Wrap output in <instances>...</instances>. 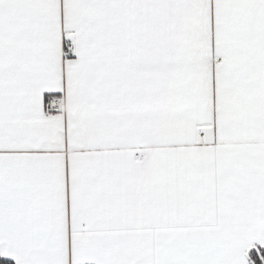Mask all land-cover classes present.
<instances>
[{"label":"crops","instance_id":"1","mask_svg":"<svg viewBox=\"0 0 264 264\" xmlns=\"http://www.w3.org/2000/svg\"><path fill=\"white\" fill-rule=\"evenodd\" d=\"M251 249L264 0H0L2 259L252 264Z\"/></svg>","mask_w":264,"mask_h":264},{"label":"built area","instance_id":"2","mask_svg":"<svg viewBox=\"0 0 264 264\" xmlns=\"http://www.w3.org/2000/svg\"><path fill=\"white\" fill-rule=\"evenodd\" d=\"M72 50L73 49H72L71 45L66 46V53L69 54L72 52ZM61 111H62V105L59 103H54V104L48 106V113L53 117L57 116Z\"/></svg>","mask_w":264,"mask_h":264},{"label":"trees","instance_id":"3","mask_svg":"<svg viewBox=\"0 0 264 264\" xmlns=\"http://www.w3.org/2000/svg\"><path fill=\"white\" fill-rule=\"evenodd\" d=\"M260 254H261V257H262L263 261H261V258L257 254L251 253V260L254 261L255 264H261L262 262L264 263V252L261 250ZM0 264H14V263L12 261H9V260H6V259H2L0 257Z\"/></svg>","mask_w":264,"mask_h":264},{"label":"water","instance_id":"4","mask_svg":"<svg viewBox=\"0 0 264 264\" xmlns=\"http://www.w3.org/2000/svg\"><path fill=\"white\" fill-rule=\"evenodd\" d=\"M253 250L256 251V252L260 255V252H259L257 249H251V250L248 251V256H249V257H250V254H251V252H252ZM252 264H255V263L252 261Z\"/></svg>","mask_w":264,"mask_h":264},{"label":"flooded vegetation","instance_id":"5","mask_svg":"<svg viewBox=\"0 0 264 264\" xmlns=\"http://www.w3.org/2000/svg\"><path fill=\"white\" fill-rule=\"evenodd\" d=\"M257 254H258V253H257ZM258 255H259V254H258ZM259 257L261 258V261H263V260H262V257H261V254L259 255Z\"/></svg>","mask_w":264,"mask_h":264}]
</instances>
